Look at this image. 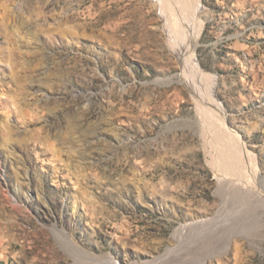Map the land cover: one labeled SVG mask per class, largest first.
Wrapping results in <instances>:
<instances>
[{
    "label": "rangeland",
    "instance_id": "obj_1",
    "mask_svg": "<svg viewBox=\"0 0 264 264\" xmlns=\"http://www.w3.org/2000/svg\"><path fill=\"white\" fill-rule=\"evenodd\" d=\"M200 2L198 65L257 164L244 196L217 194V120L156 0H0V264H78L58 234L88 264H264V0Z\"/></svg>",
    "mask_w": 264,
    "mask_h": 264
},
{
    "label": "bare ground",
    "instance_id": "obj_2",
    "mask_svg": "<svg viewBox=\"0 0 264 264\" xmlns=\"http://www.w3.org/2000/svg\"><path fill=\"white\" fill-rule=\"evenodd\" d=\"M156 5L163 21L167 45L181 65L180 80L190 88L197 103L203 106L199 110L201 116L207 118L206 120L213 117L217 120L216 127L210 129L213 124H208L206 132L208 137L217 139L222 145L220 155L218 154L219 156L214 157L210 162L219 179L217 194L223 196L226 191L234 189L239 190L244 196L248 191L249 181L256 177L257 164L241 136L225 125L223 109L212 96L213 76L206 74L198 65L196 48L203 28V21L200 18L201 2L200 0H156ZM58 238L66 252L73 255L78 264L90 263L89 257L77 248L72 239L62 234H58ZM112 260L111 257V262Z\"/></svg>",
    "mask_w": 264,
    "mask_h": 264
}]
</instances>
